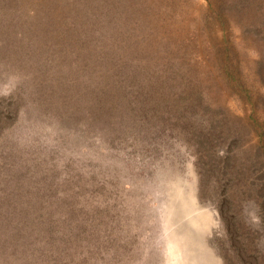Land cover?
Here are the masks:
<instances>
[{
    "label": "rangeland",
    "instance_id": "rangeland-1",
    "mask_svg": "<svg viewBox=\"0 0 264 264\" xmlns=\"http://www.w3.org/2000/svg\"><path fill=\"white\" fill-rule=\"evenodd\" d=\"M0 264H264V0H0Z\"/></svg>",
    "mask_w": 264,
    "mask_h": 264
},
{
    "label": "water",
    "instance_id": "water-1",
    "mask_svg": "<svg viewBox=\"0 0 264 264\" xmlns=\"http://www.w3.org/2000/svg\"><path fill=\"white\" fill-rule=\"evenodd\" d=\"M186 226H187L186 223H183V227H184L185 229H187ZM184 228H183V229H184ZM195 232H196V233H195L196 239H194V238H193V235L191 236V234H190L189 236H191V237L194 239V240L192 241V240H191V237H190V240L193 242L194 246L201 245V243L204 242V241H203V238H202L201 234H199L198 230H196ZM196 250H198V249L196 248Z\"/></svg>",
    "mask_w": 264,
    "mask_h": 264
},
{
    "label": "bare ground",
    "instance_id": "bare-ground-1",
    "mask_svg": "<svg viewBox=\"0 0 264 264\" xmlns=\"http://www.w3.org/2000/svg\"><path fill=\"white\" fill-rule=\"evenodd\" d=\"M190 234H187V235H185L184 236V239H186L187 238V240L190 238V236H189ZM194 253V252H193ZM178 263V262H177Z\"/></svg>",
    "mask_w": 264,
    "mask_h": 264
}]
</instances>
